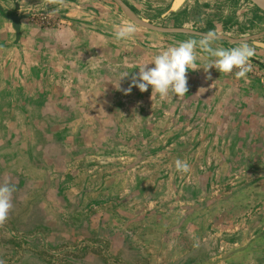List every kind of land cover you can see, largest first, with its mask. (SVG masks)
I'll return each instance as SVG.
<instances>
[{
    "label": "rangeland",
    "instance_id": "1",
    "mask_svg": "<svg viewBox=\"0 0 264 264\" xmlns=\"http://www.w3.org/2000/svg\"><path fill=\"white\" fill-rule=\"evenodd\" d=\"M123 1L159 27L264 32L251 0ZM13 10L32 18L19 43L0 23V184L45 214L0 224V261L264 264V35L245 41L244 78L205 72L215 58L197 46L189 91L161 98L123 90L140 64L201 36L143 28L114 0H0V20ZM122 23L136 34L116 39Z\"/></svg>",
    "mask_w": 264,
    "mask_h": 264
},
{
    "label": "clouds",
    "instance_id": "2",
    "mask_svg": "<svg viewBox=\"0 0 264 264\" xmlns=\"http://www.w3.org/2000/svg\"><path fill=\"white\" fill-rule=\"evenodd\" d=\"M49 5H63L64 0H47ZM137 32L133 23H122L114 27L116 39L123 40L133 37ZM220 38L216 31H209L202 34L199 40L189 39L180 42L178 46L169 47L167 50L157 54L153 60L138 66L139 72L131 77V84L123 91L125 94L131 93L132 87H138L141 92L147 91L149 85L153 92L158 93L161 98H166L169 92L178 97H183L188 91L189 69L196 70L195 61L197 46L205 53L215 59L203 66L205 72L215 67L221 73H232L233 69H239L235 75L237 79L244 78L252 70L249 63L250 58L255 56V48L247 42H241L239 46L230 49L223 47H213V42ZM154 64V67H148ZM129 75L124 73L120 80ZM210 73H209V77ZM119 88V87H118ZM177 171L188 172L190 165L186 161L177 159L175 161ZM13 186L9 182L0 184V224L4 223L12 208ZM0 264H4L0 261Z\"/></svg>",
    "mask_w": 264,
    "mask_h": 264
},
{
    "label": "water",
    "instance_id": "3",
    "mask_svg": "<svg viewBox=\"0 0 264 264\" xmlns=\"http://www.w3.org/2000/svg\"><path fill=\"white\" fill-rule=\"evenodd\" d=\"M118 6L121 8V10L124 12V14L132 20L135 24L157 32L162 33H182V34H193L197 36H202V34H205L204 32L197 31L195 29L191 28H184V27H163L157 24V22H148L145 19L138 16L123 0H114ZM253 1L259 8H261L264 11V0H251ZM13 26L16 30L17 39L20 38L21 32H20V16H13ZM261 35H264V32L262 34L242 37V38H232L226 35H220L219 39H225L229 40L231 42H245V41H251L255 38L260 37ZM253 45L258 46L260 48L264 49V42H259L253 40Z\"/></svg>",
    "mask_w": 264,
    "mask_h": 264
},
{
    "label": "crops",
    "instance_id": "4",
    "mask_svg": "<svg viewBox=\"0 0 264 264\" xmlns=\"http://www.w3.org/2000/svg\"><path fill=\"white\" fill-rule=\"evenodd\" d=\"M181 6V5H180ZM179 4H178V0H173L172 1V4H171V7H173L174 9L175 8H178L180 7ZM16 11L13 10L12 11V14H7L5 13V18H3L2 20H0V23L5 26V31L9 34L7 37H10V32L12 31H15V42L16 43H19L20 40H22L24 38V35L27 33H29L27 31V25L30 23V17L29 15L30 14H26L24 17L23 16H20L21 17V21H20V32H21V35H20V38L17 39V35H16V30L13 26V20H12V17L13 16H16L14 15ZM32 25H30L31 27ZM33 27V26H32ZM34 27H36L37 29H39V31L42 29V27H40V25H34ZM26 29V30H25ZM45 31V30H44ZM35 32V31H33ZM217 86V85H216ZM219 89L222 88V86L220 85L217 86ZM245 87H248L247 85ZM23 196H21V198L19 199V204H12V208L11 210L9 211V214H8V217L6 220H12L13 217L16 216V220H19L20 218H23L24 215L29 216L28 218L30 219V217H33V215L35 214V212L37 211L38 213H43V215L45 214L44 210L42 208H39V207H24L26 206V203H25V200L22 199ZM35 206V205H34ZM24 212H26L27 214H24ZM32 219V218H31ZM38 227H36L35 229L33 230H36ZM24 232H27V231H24Z\"/></svg>",
    "mask_w": 264,
    "mask_h": 264
},
{
    "label": "bare ground",
    "instance_id": "5",
    "mask_svg": "<svg viewBox=\"0 0 264 264\" xmlns=\"http://www.w3.org/2000/svg\"><path fill=\"white\" fill-rule=\"evenodd\" d=\"M183 1H184V0H178V4H179V6L182 4Z\"/></svg>",
    "mask_w": 264,
    "mask_h": 264
}]
</instances>
